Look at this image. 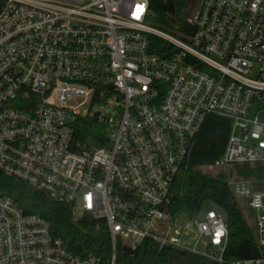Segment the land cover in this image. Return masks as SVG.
<instances>
[{
  "label": "built area",
  "instance_id": "obj_1",
  "mask_svg": "<svg viewBox=\"0 0 264 264\" xmlns=\"http://www.w3.org/2000/svg\"><path fill=\"white\" fill-rule=\"evenodd\" d=\"M191 3L185 40L149 23L151 0H0V172L69 205L74 223L95 219L111 245L76 253L0 196V264H120L121 246L147 239L225 263L226 213L211 201L193 216L170 208L209 115L231 131L207 167L227 170L264 247V178L231 175L264 164V0ZM151 36L171 54L152 51ZM85 118L103 127V146L76 138Z\"/></svg>",
  "mask_w": 264,
  "mask_h": 264
},
{
  "label": "trees",
  "instance_id": "obj_2",
  "mask_svg": "<svg viewBox=\"0 0 264 264\" xmlns=\"http://www.w3.org/2000/svg\"><path fill=\"white\" fill-rule=\"evenodd\" d=\"M174 0H151L149 23L164 31L187 39L194 28L187 24L183 16L178 15ZM151 50L169 56L174 46L167 40L151 36ZM76 138L89 147H101L105 144L103 127L88 118L77 123ZM231 131V121L225 117L209 115L196 138L193 158L187 170H181L174 185V197L171 212L193 216L201 206L211 201L227 215L229 238L224 254L225 263L210 258L166 246L160 249L157 242L147 239L136 249L120 247V264H231L233 261L262 257L261 247L251 231L243 214L239 200L234 196L226 170L217 175L205 172L202 167L213 164L220 158L227 146ZM245 178H264V164L235 165L231 175ZM0 196H9L26 214H35L47 219L53 234L64 240L69 249L86 255H101L111 252L110 240L104 227L97 228L93 218L74 223L70 206L52 200L45 192L26 182L0 172Z\"/></svg>",
  "mask_w": 264,
  "mask_h": 264
},
{
  "label": "rangeland",
  "instance_id": "obj_3",
  "mask_svg": "<svg viewBox=\"0 0 264 264\" xmlns=\"http://www.w3.org/2000/svg\"><path fill=\"white\" fill-rule=\"evenodd\" d=\"M163 1H167V0H163ZM174 1L177 4V8H178V13L177 14L178 15L187 16L192 11L193 5L191 3V0H174ZM202 169L205 172L210 173L212 175H217L221 171L224 170V169H219V168L209 169L207 166H203ZM233 175H237V174L234 173ZM230 178H234V177H230ZM239 204H240V206L242 208L243 214L245 216V219L248 222V225H249L251 231L255 235L256 234L255 212L249 206H247L246 203L243 200H239ZM209 205H210V201H207V202L204 203L205 207H207Z\"/></svg>",
  "mask_w": 264,
  "mask_h": 264
},
{
  "label": "water",
  "instance_id": "obj_4",
  "mask_svg": "<svg viewBox=\"0 0 264 264\" xmlns=\"http://www.w3.org/2000/svg\"><path fill=\"white\" fill-rule=\"evenodd\" d=\"M192 2H196L197 0H191Z\"/></svg>",
  "mask_w": 264,
  "mask_h": 264
}]
</instances>
